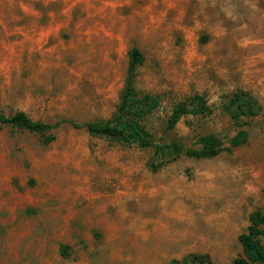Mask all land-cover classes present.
<instances>
[{
	"label": "rangeland",
	"instance_id": "obj_1",
	"mask_svg": "<svg viewBox=\"0 0 264 264\" xmlns=\"http://www.w3.org/2000/svg\"><path fill=\"white\" fill-rule=\"evenodd\" d=\"M134 87L158 98L141 123L157 143L247 140L157 171L153 151L61 122L44 134L0 123V264H169L208 253L229 264L249 214L264 212V0H0V112L54 125L108 118L128 53ZM245 91L260 106L233 120ZM206 114L167 131L173 106ZM48 135L54 139L44 140Z\"/></svg>",
	"mask_w": 264,
	"mask_h": 264
},
{
	"label": "trees",
	"instance_id": "obj_2",
	"mask_svg": "<svg viewBox=\"0 0 264 264\" xmlns=\"http://www.w3.org/2000/svg\"><path fill=\"white\" fill-rule=\"evenodd\" d=\"M143 62L139 49L132 48L128 53V64L124 85L120 93L116 110L106 119L85 121L82 123L71 119H61L54 125L45 124L31 119L25 112L17 111L12 115L0 112V123L17 127L20 130L44 134L61 122L70 124L73 128L85 129L91 136L106 138L124 145L135 144L140 148H151L153 156L149 167L157 171L167 163L181 155L197 159L212 158L222 151H231L244 144L247 133L239 130L225 141L215 134H206L197 140L198 147H185L179 141L157 143L153 135L141 121L158 106V98L150 94H140L135 90L134 80L136 69ZM233 120L240 117H253L260 111L257 101L245 91L233 94L227 108ZM208 106L203 96L195 94L176 103L167 119L166 130H172L185 115L206 114ZM54 137L48 135L44 142L50 143ZM246 230L237 237L241 253L229 264H264V212L260 209L252 211L248 216ZM169 264H215L208 253H189L181 259L172 260Z\"/></svg>",
	"mask_w": 264,
	"mask_h": 264
}]
</instances>
